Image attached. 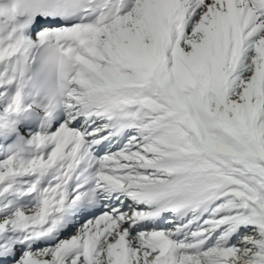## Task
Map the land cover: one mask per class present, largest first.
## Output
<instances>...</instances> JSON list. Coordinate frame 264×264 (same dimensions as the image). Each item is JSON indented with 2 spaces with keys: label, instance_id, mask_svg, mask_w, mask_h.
I'll use <instances>...</instances> for the list:
<instances>
[{
  "label": "snow or ice",
  "instance_id": "1",
  "mask_svg": "<svg viewBox=\"0 0 264 264\" xmlns=\"http://www.w3.org/2000/svg\"><path fill=\"white\" fill-rule=\"evenodd\" d=\"M0 264H264V0H0Z\"/></svg>",
  "mask_w": 264,
  "mask_h": 264
}]
</instances>
